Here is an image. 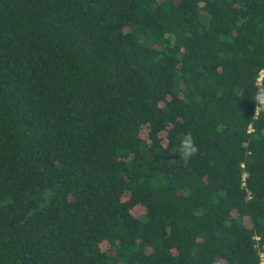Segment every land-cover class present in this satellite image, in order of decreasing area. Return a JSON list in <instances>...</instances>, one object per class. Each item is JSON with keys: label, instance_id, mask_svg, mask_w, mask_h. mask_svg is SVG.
I'll return each instance as SVG.
<instances>
[{"label": "trees", "instance_id": "1", "mask_svg": "<svg viewBox=\"0 0 264 264\" xmlns=\"http://www.w3.org/2000/svg\"><path fill=\"white\" fill-rule=\"evenodd\" d=\"M261 69L264 0H0V264H264Z\"/></svg>", "mask_w": 264, "mask_h": 264}, {"label": "clouds", "instance_id": "2", "mask_svg": "<svg viewBox=\"0 0 264 264\" xmlns=\"http://www.w3.org/2000/svg\"><path fill=\"white\" fill-rule=\"evenodd\" d=\"M255 88L256 92L253 97L255 101L254 113L256 116H259L261 112H264V69H261L256 77ZM164 149L168 151L170 157H174L178 154L179 158H182L185 164H187L190 158L196 155L199 150L190 131L183 135V138L179 142L178 149L168 148L167 145L164 146ZM167 162L171 165L172 163H175V159H169ZM48 195L50 196L51 193L49 192Z\"/></svg>", "mask_w": 264, "mask_h": 264}]
</instances>
